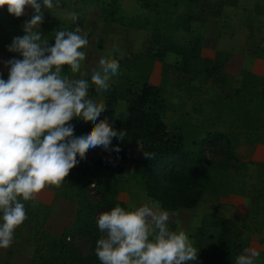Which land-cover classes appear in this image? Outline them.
Wrapping results in <instances>:
<instances>
[{
	"label": "rangeland",
	"instance_id": "rangeland-1",
	"mask_svg": "<svg viewBox=\"0 0 264 264\" xmlns=\"http://www.w3.org/2000/svg\"><path fill=\"white\" fill-rule=\"evenodd\" d=\"M102 8H115L118 20H103ZM42 11L44 21L39 27L42 41H48V46L54 45L56 32L75 30L76 27L81 28L80 34H86L89 41L81 49L86 53L85 60L81 62V73L87 75L72 74L67 66L65 74L87 79L91 84V72L101 57L119 61V72L110 79L109 89L97 92L94 86H90L91 99L104 103L112 86L137 91L147 77L149 82L158 85L165 100L163 120L168 130L183 133L186 148L197 151L198 142L208 131H220L229 139L230 153L221 146L204 150L215 164L209 167L210 184L203 194V205L213 203L220 192L228 194L224 187L230 181L239 184L235 190L247 193L250 199L258 195L261 199L256 201H264V184H260L264 163L256 165L253 162L255 147L264 143V76L252 72L253 68L264 69L261 65L255 67L257 59L264 60V0H62L59 8ZM73 12L77 14L76 20L70 18ZM24 14L20 18L32 17L33 9L27 7ZM18 20L8 13L6 6L0 8V78L5 80L9 71L5 62L13 58L22 59L18 53L7 50L16 37L13 29H20ZM194 36L202 37L199 55L186 65L172 52H167L163 60L152 57L156 49L173 42L187 43ZM238 48L246 55L243 61L239 56L234 57ZM214 66L216 68H212ZM236 72H239L238 76ZM240 85L242 88L238 89ZM125 106V99L118 98L114 115L117 116ZM130 146L138 147L140 144L133 142ZM247 163L255 165L256 171L259 168V175L252 182L235 174L240 166L247 168ZM137 171V163L134 168L107 164L98 171L97 179L113 182L117 188L128 183L124 194H120L118 188V197L132 206L128 207L131 210L151 200L142 185L137 184ZM219 173L225 175L224 179ZM79 185L67 176L59 188L48 186L37 195L36 201L24 202L26 211L34 214L15 230L12 245L7 249L0 248V264L30 263L34 251L30 229L35 215L40 218L44 207L49 216L44 224L48 232L59 234L69 227L77 207ZM97 191L94 184H90L87 196L95 199ZM224 199V196L220 197L219 201ZM258 202L255 209L261 208ZM215 212L219 214L218 210ZM198 213L176 211V222L169 228L185 231L198 253H209L213 250L214 240L208 236H215L218 232L211 224L217 214ZM253 214L249 213L250 217L245 218L242 224L234 223L241 234L235 240L234 248L227 250L221 264H235L239 252L247 248V237L243 233H247L250 239L246 228L251 225V220L254 221ZM196 216H201L200 223ZM261 238L264 242V234ZM258 251L260 257L256 264H264V249Z\"/></svg>",
	"mask_w": 264,
	"mask_h": 264
},
{
	"label": "clouds",
	"instance_id": "clouds-1",
	"mask_svg": "<svg viewBox=\"0 0 264 264\" xmlns=\"http://www.w3.org/2000/svg\"><path fill=\"white\" fill-rule=\"evenodd\" d=\"M62 0H0V8L19 18L27 7L33 9L23 24V36L14 37L8 51L22 59H9L7 80L0 78V248H9L15 230L27 219L24 202L36 201L48 186L59 188L70 171L89 150L121 151L110 148L113 138L123 140L108 119L96 122L106 110L103 103L89 97V88L97 92L109 89V81L119 72V61L101 57L91 72V84L84 78L65 74L81 73L89 41L81 28L56 32L55 43L42 41V9L61 6ZM72 20L77 19L75 12ZM122 58V57H121ZM73 119L94 126L83 136L74 135ZM154 153L144 152L146 159ZM35 207V203L32 205ZM170 213L159 201L150 200L134 209L119 205L102 212L96 220L101 236L95 254L101 264H189L198 250L183 230L169 228ZM260 252L243 249L235 264H256Z\"/></svg>",
	"mask_w": 264,
	"mask_h": 264
},
{
	"label": "trees",
	"instance_id": "trees-1",
	"mask_svg": "<svg viewBox=\"0 0 264 264\" xmlns=\"http://www.w3.org/2000/svg\"><path fill=\"white\" fill-rule=\"evenodd\" d=\"M101 17L107 21L118 20L115 8H102ZM201 42V36H194L187 43L173 42L156 49L152 57L163 60L167 52H172L186 65L188 61L198 57ZM262 89L264 91V86ZM120 97L125 99L126 106L115 116L114 105ZM103 104L106 110L96 122L107 118L114 129L126 133L122 141L113 138L110 148L119 145L121 149L119 153L113 151V156L122 158L124 149L133 142H138L141 146L138 152L137 179L146 196L159 201L162 209L167 211L197 206L208 186L209 167L215 164L208 159L204 150L221 146L226 147L230 153L229 139L220 131H208L198 142L197 151L186 148L183 133L168 130L163 120L165 100L158 85L149 82L147 77L137 91L112 86ZM70 123L74 125L76 137L83 136L94 126L92 121L85 123L79 119H73ZM144 152L154 153L155 156L151 160L146 159ZM77 159L79 163L68 175L73 182L80 184L73 221L61 233L53 234L44 228L49 217L47 208L44 207L40 218L35 215L30 229L34 238V251L29 264H101L95 254L96 241L101 236L96 217L117 205L129 210L127 204L119 199L115 183L97 179L98 171L105 167L100 160L86 162L79 157ZM119 170L118 168L116 172ZM261 182L260 184H264V174ZM90 184H94L98 190L95 199L87 196ZM259 199L261 197L258 195L251 197L250 211L262 215L264 201H256ZM256 202L261 204V208H254ZM26 214L29 220L34 213L26 211ZM211 224L218 229L215 236H208L214 240L213 250L209 253L199 252L193 264H221L227 250L233 249L235 240L240 237L239 227L225 217L215 215Z\"/></svg>",
	"mask_w": 264,
	"mask_h": 264
},
{
	"label": "crops",
	"instance_id": "crops-1",
	"mask_svg": "<svg viewBox=\"0 0 264 264\" xmlns=\"http://www.w3.org/2000/svg\"><path fill=\"white\" fill-rule=\"evenodd\" d=\"M18 19L19 20L16 22L20 23V29H18V27L13 29L14 33L16 34V37L17 36H23L25 34L23 31L22 23L24 24L26 21H29L31 19V17H26V18H24V17L20 18L19 17ZM209 51H210V49H209ZM234 52H237L234 54V57L239 56L240 61L244 60V57L246 55L244 53H242L240 48H238V50H235ZM257 60L258 61H256L255 67H258L260 65L264 66V60H260V59H257ZM252 72L264 76V69L260 71V70H257V68L256 69L253 68ZM238 74H239V72L238 73L236 72V76H238ZM253 162L256 165L258 163H261V162L264 163V143L258 144L255 147ZM233 174H230V175H233ZM235 174L237 176H239L240 178L243 177V178H246L249 182H252L253 181L252 179H254V177H255V179L258 177L259 168L256 171L255 165L247 163V168L240 166L235 171ZM253 174H254V176H252ZM219 175L222 179H224L225 175H223L222 173H219ZM208 183L210 184V182H208ZM137 184H141V183L138 181ZM127 185H128V183H123L122 185H118V188L121 190V191H119L120 194L121 193L124 194L126 192ZM225 185H226V187H224V189L228 192V194H226V193L222 194V192L218 193L217 196H215L213 203H211L209 206H205L202 204V199L204 197V195H203L201 200L197 204V206H195L194 208L181 209V210H189L190 213H195V214H197L200 211H201V214H204V212L205 213L206 212L216 213L215 211L218 210L219 214L216 213L217 215L221 214L222 217L227 218L232 223L242 224V222L245 218L250 217V216L248 217L249 213H251L250 212V201H251L250 196H248L247 193L245 194L243 192H240V190H235V189L239 188L238 187L239 184L235 185V181H232V182L230 181V184L226 183ZM207 189H208V186H207ZM223 196L225 197V199L223 201H219V198L223 197ZM123 197H125V196H123ZM125 199L128 200L126 197H125ZM128 207L132 208V206H128ZM198 207L200 208V211H198ZM214 207H216V208H214ZM171 212L172 213L170 214L169 225H173V223L176 222L174 220V216H176L175 215L176 211H171ZM198 215H200V214L198 213ZM253 215H255L254 219H253L254 221H252L250 219L251 220L250 224L251 225H252V223H254V224L252 226L249 225V227L246 228V230L250 234V239H248L247 233H245V232L243 233V235L245 237H247L245 243H246L247 247L251 246L252 248H255L257 250H262V249H264V242L261 241V239H262L261 235L264 234V212L262 215H260V214H253ZM196 220H198L197 222L200 223L201 222V216L200 217L196 216ZM256 222L258 224L255 226ZM176 225L178 226V224H176ZM53 232H55V231L53 230ZM241 252H243V250ZM241 252H239L238 256L241 254ZM189 264H193V262H189Z\"/></svg>",
	"mask_w": 264,
	"mask_h": 264
},
{
	"label": "built area",
	"instance_id": "built-area-1",
	"mask_svg": "<svg viewBox=\"0 0 264 264\" xmlns=\"http://www.w3.org/2000/svg\"><path fill=\"white\" fill-rule=\"evenodd\" d=\"M140 146L131 147L128 145L123 151V157L117 158L113 156V151H106L102 147H96L91 149L86 154V157L83 158L86 162L101 161L104 165L107 164H121L122 166H127L129 168H134L139 159L138 152Z\"/></svg>",
	"mask_w": 264,
	"mask_h": 264
}]
</instances>
